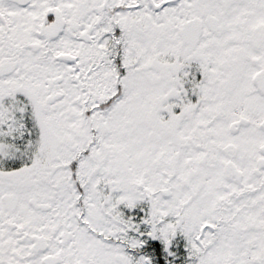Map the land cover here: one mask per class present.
<instances>
[{
  "label": "snow or ice",
  "instance_id": "snow-or-ice-1",
  "mask_svg": "<svg viewBox=\"0 0 264 264\" xmlns=\"http://www.w3.org/2000/svg\"><path fill=\"white\" fill-rule=\"evenodd\" d=\"M0 264H264V0H0Z\"/></svg>",
  "mask_w": 264,
  "mask_h": 264
}]
</instances>
